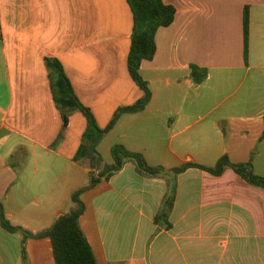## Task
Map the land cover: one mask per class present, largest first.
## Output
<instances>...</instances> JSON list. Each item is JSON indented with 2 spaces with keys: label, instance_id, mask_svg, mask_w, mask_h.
<instances>
[{
  "label": "crops",
  "instance_id": "1",
  "mask_svg": "<svg viewBox=\"0 0 264 264\" xmlns=\"http://www.w3.org/2000/svg\"><path fill=\"white\" fill-rule=\"evenodd\" d=\"M163 2L175 7L174 21L156 31L155 55L140 65L150 102L104 134L103 162L121 144L166 169L251 157L264 176V0ZM131 32L125 0H0V203L19 228L6 229L0 218V264H55L50 239L23 232L51 227L90 179L89 167L73 161L85 119L73 111L62 129L44 58L60 61L104 128L117 108L142 96L126 68ZM192 64L207 70L203 82L190 78ZM165 192L164 179L126 163L80 196V227L98 264H264L263 188L230 168L220 176L188 168L176 177L169 228L154 223Z\"/></svg>",
  "mask_w": 264,
  "mask_h": 264
},
{
  "label": "trees",
  "instance_id": "2",
  "mask_svg": "<svg viewBox=\"0 0 264 264\" xmlns=\"http://www.w3.org/2000/svg\"><path fill=\"white\" fill-rule=\"evenodd\" d=\"M125 1L132 14V32L126 68L132 81L142 91V96L130 105L117 108L106 127L101 128L91 110L78 99L60 61L54 57L44 58L52 98L60 112L62 129L67 126L69 116L73 111L81 112L85 119V129L80 144L73 155V161L86 164L90 174L88 185L75 190L71 195L73 206L77 204L75 210L71 213L62 214L51 227L42 232L37 234L23 232L26 237L49 238L55 264H98L80 227L79 219L85 210V205L80 196L101 181L108 180L119 172L126 163H132L136 172L141 176L165 180L166 192L154 216V223L164 228L170 227L168 218L175 198L176 177L188 168H199L214 176H220L226 168H230L248 184L264 189V176L254 171L251 157L245 162H233L227 154H224L213 166L185 162L180 166L166 169L161 165H149L140 152L131 151L121 144H114L110 149L112 161L110 163L103 162L102 155L98 151V144L104 134L113 128L122 114L141 111L150 102L152 93L148 82L140 74V65L144 60H152L156 52V31L161 27L169 26L174 21L176 13L175 7L165 4L163 0ZM249 25V9L248 6H245L242 13L243 58L245 62L248 59ZM189 75L194 83H201L207 77V70L192 64ZM261 120L263 129L259 140L264 138V114ZM61 135L62 132L58 134L57 139ZM0 218L6 229L19 230L17 227L10 226L4 219L1 203Z\"/></svg>",
  "mask_w": 264,
  "mask_h": 264
},
{
  "label": "water",
  "instance_id": "3",
  "mask_svg": "<svg viewBox=\"0 0 264 264\" xmlns=\"http://www.w3.org/2000/svg\"><path fill=\"white\" fill-rule=\"evenodd\" d=\"M77 208V204H75L74 206H72L71 208H70V210H69V212L68 213H71L73 210H75Z\"/></svg>",
  "mask_w": 264,
  "mask_h": 264
},
{
  "label": "rangeland",
  "instance_id": "4",
  "mask_svg": "<svg viewBox=\"0 0 264 264\" xmlns=\"http://www.w3.org/2000/svg\"><path fill=\"white\" fill-rule=\"evenodd\" d=\"M261 151H262V153H264V145L261 146Z\"/></svg>",
  "mask_w": 264,
  "mask_h": 264
}]
</instances>
